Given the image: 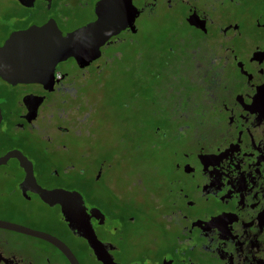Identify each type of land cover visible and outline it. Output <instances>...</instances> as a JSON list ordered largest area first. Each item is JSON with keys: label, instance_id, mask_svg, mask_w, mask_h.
Instances as JSON below:
<instances>
[{"label": "flooded vegetation", "instance_id": "flooded-vegetation-1", "mask_svg": "<svg viewBox=\"0 0 264 264\" xmlns=\"http://www.w3.org/2000/svg\"><path fill=\"white\" fill-rule=\"evenodd\" d=\"M98 18L100 42L3 67L15 34ZM68 253L264 264V0H0V264Z\"/></svg>", "mask_w": 264, "mask_h": 264}, {"label": "water", "instance_id": "water-1", "mask_svg": "<svg viewBox=\"0 0 264 264\" xmlns=\"http://www.w3.org/2000/svg\"><path fill=\"white\" fill-rule=\"evenodd\" d=\"M30 1V0H23ZM100 18L88 24L82 25L77 29L62 33L48 27L29 28L21 33H17L13 38L6 41L2 47L5 54L9 56L3 57L2 65H10L12 68H21L23 75L33 71V66L44 58H50L52 61L75 54L76 48L83 47L88 41L100 42L108 32L112 24H108V32ZM38 193L44 200L56 199L61 203V209L64 212V218L67 219L77 233L83 237H89V226L82 220V207L76 206V212L68 216L69 207L66 203L59 199L62 191L45 190L38 187ZM70 264H79L71 253L67 254ZM103 264H118L105 256H99Z\"/></svg>", "mask_w": 264, "mask_h": 264}]
</instances>
